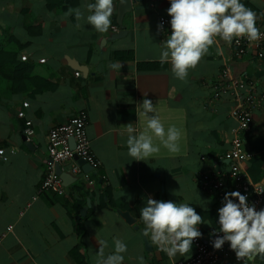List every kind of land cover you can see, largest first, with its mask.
Here are the masks:
<instances>
[{"label": "crops", "instance_id": "1", "mask_svg": "<svg viewBox=\"0 0 264 264\" xmlns=\"http://www.w3.org/2000/svg\"><path fill=\"white\" fill-rule=\"evenodd\" d=\"M92 2L0 0V42L28 65L23 68L28 74L23 91H12L8 80L0 86V146L16 151L0 161V264H95L99 241H107V256L117 238L127 244L123 264H139V256L146 264L190 259L194 245L190 255L177 254L172 260L152 243L150 233L144 234L140 208L148 197L190 203L204 218L198 227L205 241L210 242V228H219L217 209L222 201L203 189L197 176L201 171L229 170L235 124L229 112L235 99L228 92L214 99L215 84L227 67L233 79L264 93V47L262 57L254 46L237 56L231 44L217 38L180 81L170 63L161 64L158 58L167 37L157 25L161 16H168L169 0H130L128 9L124 0H114L112 28L106 34L75 19L73 10L87 16L86 5ZM241 2L256 13V24L264 29V0ZM32 19L41 24L42 32L35 37L26 32ZM17 41L29 45L21 47ZM114 63L122 67L113 70ZM146 96L155 107L150 115L158 116L165 130L175 126L180 131L179 151L169 152L149 130L160 152L135 161L127 155L126 128L131 124L135 134L145 132L147 120L140 115V105ZM79 110L88 113L87 136L101 162L99 169L87 172L93 184L72 175L64 195H37L48 132ZM26 128L33 130L29 140ZM244 141L252 153L245 164L247 173L256 157L261 171L255 182L264 186V102L253 112ZM63 170L70 174L69 164ZM83 209L84 216L79 217ZM122 212H128L133 222L127 223ZM244 264L260 263L254 257Z\"/></svg>", "mask_w": 264, "mask_h": 264}, {"label": "clouds", "instance_id": "2", "mask_svg": "<svg viewBox=\"0 0 264 264\" xmlns=\"http://www.w3.org/2000/svg\"><path fill=\"white\" fill-rule=\"evenodd\" d=\"M169 5L166 9L170 17L169 35L158 58L161 64L170 63L174 78L180 81L209 53L217 38L230 45L234 39L257 41L262 35L256 27V13L241 0H169ZM86 10L87 16L80 9L73 10L75 19L84 20L97 33H108L112 28L114 0H94L86 5ZM157 30H163V24H158ZM110 67L116 70L122 65L114 63ZM140 108V115L147 120L145 132L135 134L131 124L126 128L127 155L131 160L146 161L160 152V147L153 143V135L169 152L179 151L180 131L175 126L165 130L158 116L150 115L155 112L153 101L146 96ZM149 130L153 135L147 134ZM200 205L206 208L205 201L201 200ZM140 218L145 225L144 234L150 233L152 243L172 260L177 254L190 255L194 240L203 236L198 226L205 223L204 218L187 202L148 197L140 208ZM216 224L219 230L213 229L214 238L210 239L214 250L222 249L227 242L239 264L256 256L264 257V208L257 210L246 194L225 192L217 209ZM99 243L95 264H123L126 243L115 239L114 250L107 256L104 255L107 241ZM137 259L139 264H146L143 256Z\"/></svg>", "mask_w": 264, "mask_h": 264}, {"label": "built area", "instance_id": "3", "mask_svg": "<svg viewBox=\"0 0 264 264\" xmlns=\"http://www.w3.org/2000/svg\"><path fill=\"white\" fill-rule=\"evenodd\" d=\"M169 19V16H161L158 20V24H163V30L159 33L164 37L169 35ZM256 27L262 34L259 40L248 41L241 37L232 41L231 45L235 48L237 56H242L253 46L260 51L258 56H263L264 29L260 23L256 24ZM79 74V71L75 72L76 76H79ZM219 82L225 85H220ZM215 89L214 99H218L220 95L227 92L235 99V103L229 112L230 117L235 122L231 130L230 151L228 154L229 170L227 173L212 170L201 171L197 175L198 182L203 189L213 193L220 201H222L225 192L239 191L246 194L248 202L259 210L264 208V186L260 182L251 180L247 173L245 164L252 157V153L246 148L244 134L251 128L253 112L264 102V93H256L252 88L247 87L246 83L233 79L227 67L218 75ZM18 116L24 118V113L19 112ZM88 121V113L85 110H79L68 122L49 130L44 175L37 188V195L44 192L59 196L65 194V185L56 168L59 166L60 170L64 171L63 166L66 164H69L71 175L80 177L88 185L93 184V180L88 176V173L82 171L81 166L74 161L75 158L82 159L90 166L91 170H97L101 166L100 160L91 149L87 136ZM26 125L27 127L30 125L28 121H26ZM32 134L33 130L30 128H26L24 131L26 140H29ZM15 152L12 148L6 149L0 146V161H7ZM35 198L36 196L33 197V199ZM29 205L30 203H27L25 209ZM8 229H12V226H9ZM213 229L219 230V228H210L208 230L210 239L214 238L211 236ZM210 244L202 238L194 240L193 256L188 260L176 261L172 264L239 263L234 252L229 249L227 242L220 250H214L210 247Z\"/></svg>", "mask_w": 264, "mask_h": 264}, {"label": "trees", "instance_id": "4", "mask_svg": "<svg viewBox=\"0 0 264 264\" xmlns=\"http://www.w3.org/2000/svg\"><path fill=\"white\" fill-rule=\"evenodd\" d=\"M51 2V1H50ZM53 7V4L50 3V7ZM41 24L37 19H32L31 24L27 27L26 32L30 37H35L41 34L42 30L40 29ZM19 46L26 47L29 45V42L17 41ZM28 66L25 62L17 60L15 54L7 50L4 43L0 42V86L5 84V81L8 80L11 85V90L16 92L23 91L26 85V79H28V74L26 71H23V68ZM255 158L253 157L250 161V166H248L249 174L252 179L257 181L260 173V166L255 163ZM264 168V165L261 166ZM260 264H264V257L256 256Z\"/></svg>", "mask_w": 264, "mask_h": 264}, {"label": "water", "instance_id": "5", "mask_svg": "<svg viewBox=\"0 0 264 264\" xmlns=\"http://www.w3.org/2000/svg\"><path fill=\"white\" fill-rule=\"evenodd\" d=\"M129 1L130 0H124L125 7L127 6L126 9H128V7H130L129 6ZM75 159L78 161V163L82 167L83 171H85V172L91 171L90 166L87 163H85L82 159H79V158L78 159L75 158ZM56 171L60 175L64 185H68L70 183V180L73 178L72 175L69 174V173H66L64 171H61L59 166H57ZM84 212H85V209L81 210L79 217L84 216ZM121 215L126 220L127 223H132L133 222V219H132V217L130 216V214L128 212H122ZM142 235H143V240H144V243H145V247L147 249H149L148 240H147V238H146V236L144 234H142ZM210 247L212 248L211 244H210Z\"/></svg>", "mask_w": 264, "mask_h": 264}]
</instances>
